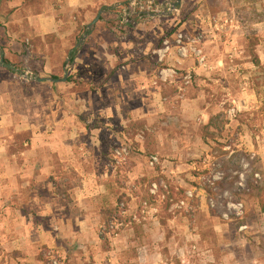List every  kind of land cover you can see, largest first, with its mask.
Returning a JSON list of instances; mask_svg holds the SVG:
<instances>
[{
  "label": "rangeland",
  "instance_id": "obj_1",
  "mask_svg": "<svg viewBox=\"0 0 264 264\" xmlns=\"http://www.w3.org/2000/svg\"><path fill=\"white\" fill-rule=\"evenodd\" d=\"M1 1L3 13L13 11L10 16L13 15L16 9L9 6L10 0ZM22 1L23 4L25 0ZM55 1L59 0H33L23 6L34 3L41 9ZM131 1L97 0L88 17L83 12L74 14L76 28L65 40L60 33L43 38L17 22H8L6 30L0 29L4 54L6 50L17 55L11 67L15 72L0 70V107L9 105L20 119L18 126L10 120L3 127L0 124V166L15 162L26 149L24 142L30 132L23 127L27 122L35 124L33 130L46 131L55 139L72 131L82 140L68 143V155L76 152L74 159L66 156L60 161L50 157L54 171H60L52 175L55 184L51 192L61 197L52 203L54 217L45 216L29 224L31 228L37 225L48 230L51 246L39 247L34 253L16 250L11 242L24 224L0 221V264H53V260L58 264H93L77 241L61 236L62 231L75 230L74 221L65 223L61 213L67 210L68 218L79 213L70 198L64 205L63 195H69L68 186L81 184L84 179L73 172H61L60 166L71 164L93 172L96 180L109 185L113 194L112 200L102 201L100 220L95 222L96 230L99 225L107 227L103 234L98 233L101 247L109 245L108 234L127 228L137 237L131 239L130 246L158 245L165 253L164 261L173 264H264V213L260 206V199L264 198V84L253 62L258 57L264 65V0H215V12L207 0H182L173 11L170 10L176 0H158L160 12L155 16H134L128 24H120ZM100 10V19L79 46L87 25ZM19 16L26 19L24 11ZM179 31L190 39L201 38L195 45L207 58L204 71L210 73V78L194 74L190 84L185 85L183 77L187 71L174 68L176 83L162 87L167 99H146V106L155 104L156 110L150 118L127 123L126 127L115 110L108 109V119L94 113L93 106L98 101L91 97L87 68L94 54L105 52L121 57L114 67L134 60V66L159 71L167 67L166 58L178 61L173 52L160 62L156 50L164 39L172 41V35ZM102 43H108V48L104 44L103 49ZM70 50L76 51V65L72 63L68 71L70 82L35 85L33 80L21 76L26 71L35 74L33 71L42 69L48 59V71L44 70L43 75L62 77L63 62ZM4 54H0V64L2 58L10 63ZM43 54L46 60L42 59ZM105 59L103 56L96 66L104 67ZM94 69L97 74L102 72L95 66ZM181 84L182 89L178 88ZM116 98L115 95L112 99ZM107 100L103 95L97 104L105 108ZM117 100L122 105L130 103L127 95L120 94ZM201 108H206L207 115ZM94 126L98 130L93 131ZM122 146L127 147L128 156L121 162L113 153ZM151 156H157L158 162L151 164ZM215 169L224 173L223 180L214 186L204 184L203 179ZM154 183L157 188L152 193ZM123 189H128L133 202ZM188 190L194 197L179 207ZM229 200L244 202L241 217L224 218ZM113 222L119 225L118 229L108 227Z\"/></svg>",
  "mask_w": 264,
  "mask_h": 264
},
{
  "label": "crops",
  "instance_id": "obj_2",
  "mask_svg": "<svg viewBox=\"0 0 264 264\" xmlns=\"http://www.w3.org/2000/svg\"><path fill=\"white\" fill-rule=\"evenodd\" d=\"M28 1L29 0H25L26 3ZM22 2V0L9 1V6L15 7L16 10L13 15L9 16L8 22H17L21 25H27L29 29L43 38L60 33V37L65 40L76 28V22L73 21L74 14L83 12L85 17H88L93 11L97 0H59L55 1L53 5L41 6V9L36 7L34 3L31 5L28 3L27 6L24 7L25 2L23 4ZM23 11L26 14V19L19 16ZM61 15L64 16V18H62ZM149 15L151 17L155 16L154 13H147L145 16ZM64 43L66 46V41ZM104 44L108 48V43ZM104 44L102 43L103 49H105ZM8 46H11L10 41L8 42ZM71 51L72 50L68 52V56L71 54ZM0 54H4V50L1 46ZM8 54L9 53L5 50L4 55L9 56L11 61L10 64L6 63L4 67L9 65L11 67L14 66L13 60L17 59V55ZM68 56L64 59L63 69L69 58ZM103 56L106 58L103 61L104 67L96 66L97 63L103 60ZM42 59L46 60L47 57L43 54ZM118 60L121 61V57L105 52L103 55H93V59H91L92 64H90V62L87 67L88 74L90 75L89 91L91 97L96 98V101H98L94 104L95 107L93 106L96 110L92 108L96 111L94 113H101L107 116L108 119V109L115 110L114 112H117L118 116L122 118V125L125 127L127 123L131 124L144 120L143 118H150V113L156 110L155 104L153 106L152 104L148 107L146 106V99L153 100L154 102L160 99H167L162 95V87L163 85L166 86L176 83L177 72L174 68H184L187 71L186 75L183 77L185 85L190 84L191 78L195 76L194 74L197 76H201L202 74L203 77L209 76L210 78V73L204 71L207 68L206 57L204 63H200L195 57L182 60L178 59V61H174L173 59L168 60V58L165 60L164 58V63L167 67L159 71H153L151 69L150 71L145 70L139 66V64L134 66V60L128 65L122 64L114 67V62ZM1 63L0 66L4 64L3 58ZM48 63L47 59L46 65L42 67V69L39 70L40 73L37 74L39 77L52 78L51 75H43L44 70L45 72L48 71ZM73 64L75 67L76 63H74V61ZM94 66L102 72L97 74ZM71 67L72 64L70 65V69ZM122 69L125 71H122ZM85 76L86 75H84V77ZM82 79L83 78L80 77V80ZM31 82L35 85L65 84L64 82L38 80H33ZM207 85L210 86V84L204 86ZM221 87H223V89L225 88L223 85H221ZM178 88L182 89V84L179 85ZM120 94L122 96L127 95L130 99V103L125 102L124 105L119 103L117 99ZM144 94L146 96H144ZM103 95H105V97L108 98L107 101H109L105 108L97 104L100 102L99 98ZM115 95L117 98L113 100L112 98H114ZM133 97L142 99V102L134 101ZM0 105H3V98L2 104ZM8 106L9 105H4L0 107V110L3 111V113L0 114V124L3 127L4 123L10 120L12 125L16 123L18 126L20 119L13 115L10 110L12 108ZM201 110L204 115H207L206 108H201ZM114 112L112 113L114 114ZM34 127L35 124L33 122H27L26 126L23 127V129L30 133L27 140L25 139L24 145L26 149L20 153L21 157L17 158L15 162L12 161L9 165L0 166V207L2 208H0V221H10L13 223L21 222L24 224V229L21 228V230L17 232V235L11 242V246L16 250H21L23 252L30 251L33 253L39 247L45 245L51 246L52 238L48 234V230H45L42 226L36 225V227L33 226L31 228L29 224L32 221L36 222L37 220L43 219L45 216L54 217L53 215H55V213H53V211L55 209L52 203H56L57 197H61L60 195L55 197L51 192L55 184L53 180L55 177L52 178V175L59 174L60 171H58V173L56 169L54 171V167L49 161L50 157L55 156L60 161H63L66 156L67 158L72 157L74 159L76 157V152L68 155L69 151L66 149L68 143L72 140L74 142L82 141L81 137L76 136L77 134H72V131H68L69 134L65 132L61 134L60 137L56 136L55 139L52 134H48L46 131L39 130L37 132L33 130ZM73 128H76V124L73 125ZM80 129L82 130L83 128ZM94 130H98L96 126H94L93 131ZM92 138L95 141L98 140L96 136ZM53 146H55L56 149H54ZM51 150L53 151L51 152ZM36 158H42V160L36 161ZM20 159H23V163ZM60 168L62 169L61 172H73L74 174L84 176V179L81 180V184H71L70 187L68 186L69 195H63L65 199L61 200L65 205L66 198H70L75 203L76 207L79 208V213L75 214L73 217L70 216L68 218L69 213L67 210L61 213L60 217H63L62 219L65 223L68 224L74 221L73 227L75 229L74 232H71L72 234L62 231L61 236L64 240L77 241V244L83 250V255L87 254L88 259L93 262V264H173L172 262H167V260L164 261L163 254L165 253L158 245L153 246V248L140 245L130 246L129 243L132 242L131 239L137 237H133L131 229L127 228L119 229V232L116 231L115 234H108L109 245L101 247L100 235L104 232L101 231V225H99L96 230L97 225L95 222L100 220V213H102L101 211L103 208L101 206L102 201L108 202L113 198L109 185L98 182L96 180L97 177H94V174H92L93 172L82 170V168L74 164H71L70 167L60 166ZM63 185L65 186V182ZM44 190L46 194H43ZM123 190L126 191L128 198L130 197L129 201L133 202L134 197L127 192L128 189ZM50 192L52 193V197H49ZM100 222L98 223L100 224ZM168 250L170 253L173 251L170 249ZM39 263L38 261L33 262V264Z\"/></svg>",
  "mask_w": 264,
  "mask_h": 264
},
{
  "label": "built area",
  "instance_id": "obj_3",
  "mask_svg": "<svg viewBox=\"0 0 264 264\" xmlns=\"http://www.w3.org/2000/svg\"><path fill=\"white\" fill-rule=\"evenodd\" d=\"M158 0H132L130 2V6L128 9L124 10V13L122 14L120 18V24H128L131 19L136 16L138 18H142L147 13H154L158 14L160 11ZM200 37L190 39L186 35H184L183 32L179 31L172 35V41L169 38H166L162 42V46L156 50V54L158 55V60L163 61L164 58L170 54L175 53L178 57V59H188L195 57L198 59L200 63H204L205 56L202 55V51L195 45L196 41H200ZM32 72L26 71L25 74H31ZM190 79V77H189ZM235 110V109H233ZM115 159L118 161H124L126 157L128 156V149L127 147H120L115 149L113 153ZM155 162H158L157 156H151V164H154ZM258 177V174L256 175ZM224 173H222L219 169H215L211 171L210 175L208 177H205L203 179V183L208 186H214L217 182L223 180ZM157 188V184H153V188L151 189L152 193H155V189ZM185 200H180L178 203L179 207H183L186 204L187 199H191L194 197V194L191 190H188L185 192ZM211 205L214 207L215 203L214 201H211ZM244 202L243 201H227L226 207L228 209L227 213H224V218H228L230 215L234 217H241L244 214ZM123 207V205H122ZM118 224L116 222L108 224V227L113 229H118ZM242 228H245L244 226ZM107 227L101 226V231H106ZM53 264H58L57 260L52 261Z\"/></svg>",
  "mask_w": 264,
  "mask_h": 264
},
{
  "label": "trees",
  "instance_id": "obj_4",
  "mask_svg": "<svg viewBox=\"0 0 264 264\" xmlns=\"http://www.w3.org/2000/svg\"><path fill=\"white\" fill-rule=\"evenodd\" d=\"M29 1H33V0H29ZM35 1V0H34ZM208 2H209V7H210V9H211V11H213V12H215L216 10V6H215V0H207ZM2 9V1L0 0V29H4V30H6V28H8L7 27V23H8V18H9V16H10V12H13V11H9V12H7V13H3V11L1 10ZM120 21V20H119ZM85 29V27H83V29L82 30H84ZM171 34V32H169L168 33V35H170ZM49 36H54V35H49ZM251 51L252 52H254V45L252 44L251 45ZM75 55H76V51H72L71 52V55H70V60H69V62H66L65 63V67H69L72 63H73V61H74V59H75ZM253 62H254V64L257 66V68L259 69V73H260V78H261V80H262V82H263V84H264V65L260 62V59L258 58V57H254L253 58ZM10 64L9 62H8V60L6 61V59L4 60V64L2 65V66H0V70L1 71H5V70H7V69H11L10 71H12V72H15V69H13V68H11V66L9 65V66H7V67H4L5 66V64ZM33 72H35V74H39L40 73V71L38 70H35V71H33ZM51 77L52 78H54V79H58V78H60V77H58V76H56V75H51ZM71 81V77H68V79H67V82H70ZM206 128H210V125H206ZM119 203L121 202V199H119V201H118ZM119 205L117 204V206L116 207H118ZM168 206H169V203H168ZM260 206H261V211L264 213V198H261L260 199ZM115 209V208H114ZM88 264H92V263H88Z\"/></svg>",
  "mask_w": 264,
  "mask_h": 264
},
{
  "label": "water",
  "instance_id": "obj_5",
  "mask_svg": "<svg viewBox=\"0 0 264 264\" xmlns=\"http://www.w3.org/2000/svg\"><path fill=\"white\" fill-rule=\"evenodd\" d=\"M181 1L182 0H176V2L172 4V7H171L170 11L175 10L181 4ZM102 12H103V10H100L98 15L96 16V18L91 23H89L87 25L86 32L84 33V35H83V37L81 39L82 41H80V43H79V46H81L83 40H85V38L90 34L92 25H94L100 19V16H101ZM69 60H70V57L67 59V62H69ZM69 68H70V66L69 67H65L64 68V76L62 78H58V79L41 78L37 74H34V73H31V74L22 73L21 76L24 77L25 79L38 80V81L65 82V81H67ZM16 73L20 75L19 71H16Z\"/></svg>",
  "mask_w": 264,
  "mask_h": 264
}]
</instances>
